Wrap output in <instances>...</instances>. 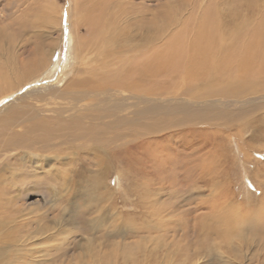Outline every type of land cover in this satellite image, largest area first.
<instances>
[{
    "label": "bare ground",
    "instance_id": "obj_1",
    "mask_svg": "<svg viewBox=\"0 0 264 264\" xmlns=\"http://www.w3.org/2000/svg\"><path fill=\"white\" fill-rule=\"evenodd\" d=\"M81 1L85 2L72 0L74 5L67 7L60 42L50 56L34 48L26 57L28 60H20L18 66L17 57L14 60L2 57L0 61V264H20L18 258L30 255L20 246L26 237L21 239L20 233L15 231L22 226L21 222L9 228L12 222L6 219L9 209L17 213L25 211L19 198L9 196L12 191L8 188H16L22 171L28 170L26 166L35 171L45 170L46 175L55 172L54 175L64 176L70 171L63 172L56 164L69 165V160L82 152L83 159L95 160L100 167L96 170L103 176L99 186L108 173L107 164L116 161L132 164L137 157L148 163V170L150 165H155L156 173L164 174L168 147L160 142L155 144L156 138L170 141L172 153L190 150L189 164L193 165L197 163L199 140L209 138L218 124L199 117V113V116L191 114L194 111L191 108L240 104L242 95L248 93L249 88L253 89L251 74L264 80V0H216L202 15L192 14L186 19L180 14L177 2L131 0L126 6L121 0H90V8L84 11ZM152 3H157L156 13ZM86 26L92 40H87L88 35L85 39L81 33ZM63 43L65 57L56 61L54 57ZM34 63L35 66L42 64L41 68L29 71V64ZM26 73L29 75L23 79ZM183 105L190 107L186 110L188 114L174 115L176 108ZM38 110L52 116L43 118ZM127 116L131 118L126 119ZM152 145H156V149L152 150ZM183 155L181 153L179 158ZM24 160L26 165H23ZM141 165V172L145 171ZM184 169L191 174V166ZM210 170V166L204 169L200 166L199 176ZM190 174L183 177L188 178ZM145 184L149 185L147 181ZM63 186L70 189L71 182ZM190 190L187 195L191 194ZM194 190H198V185ZM149 191L147 189V195H155ZM194 204L183 205L181 211L188 215V224L172 226L171 235L180 237L177 242L155 239L150 244L151 239L140 234L142 228L140 231L136 227L123 229V233L115 231L121 237L131 231L133 236L145 240V244L126 243V246H139L141 252L150 250L149 254H143L148 257L143 262L127 256L123 264L128 261L132 264H196L199 234L198 208L192 206ZM219 216L224 224L234 222L228 214ZM101 217V223L93 227L106 225L109 218ZM161 224L151 220L148 227L161 228ZM245 226L240 224L233 235L243 239L257 227L258 233L264 236V224ZM225 229L227 232L228 228ZM6 231L13 236V242L19 244H8L3 236ZM180 241L185 244L182 251ZM163 248L165 253L159 258L156 251ZM19 251V257L14 259Z\"/></svg>",
    "mask_w": 264,
    "mask_h": 264
},
{
    "label": "rangeland",
    "instance_id": "obj_2",
    "mask_svg": "<svg viewBox=\"0 0 264 264\" xmlns=\"http://www.w3.org/2000/svg\"><path fill=\"white\" fill-rule=\"evenodd\" d=\"M215 1L162 0V4L177 2L180 14L186 19L192 14L203 13L215 5ZM238 1L242 0L236 2ZM121 2L129 6L131 0ZM90 3V0L81 1L82 10L89 9ZM152 4L153 12L156 13L157 3ZM73 5L72 0H0V61L3 60L2 57H11L13 60L17 57L15 63L18 66L20 60H28L26 57L31 55L34 48H40L45 56H50L53 48L60 42L67 7ZM87 28L82 29L81 33L85 39L88 35L87 40H92ZM65 52L63 43L55 60L62 61ZM41 66L42 64H29L28 70L38 71ZM29 73L23 74L22 78L28 77ZM251 79L253 89L249 88L248 93L242 95L240 104L227 105L225 102L226 106L200 105L191 108L194 110L191 114H200L199 117L218 124V129L210 132L209 138L212 140L208 137L202 142L199 140L197 163L194 162L193 165L189 164L190 150L172 153L170 141H162L164 138L158 141L156 138L155 144L160 142V145L168 147V164L164 174L156 173L158 168L155 165H150L148 170V163L141 162L137 157L132 164L127 161L107 164L108 173L104 177V183L99 186L103 176H99L96 170L100 167L95 160L83 159L82 152L74 153L69 165L56 164L61 171L72 172L64 176L54 175L55 172L46 175L45 170L35 171L26 166L28 170L24 169L20 173L19 181L15 183L16 188L13 185L11 189L8 188L12 191L9 196L19 198V204L25 211L17 213L9 209L6 215L9 223L12 222L9 228L17 226L18 221L21 222L22 228L16 227L15 231L20 233L21 239L26 237L20 246L29 251L30 255L18 258L20 264H123L124 257L127 256L133 261L143 262L145 257L148 258L144 255L149 254L150 250L141 252L139 246L130 247L126 243L145 244V240L142 241L140 236H133L131 231L124 234L126 238L115 231L123 233V229L127 231L136 227L140 231L142 228L144 233L140 234L151 239L150 244L155 239L160 242L175 239L177 242L180 237L171 235L172 226H182L183 222L188 224V215L181 214V211L184 209L183 205L189 202H195L192 206L198 208L199 258L196 264H222L220 261L224 264H264V236L258 233L257 227L246 238L233 235V231L240 229V224H245V227L264 224V80L253 73ZM17 80L18 78L15 81L13 79V84ZM184 106L176 108L173 114L179 117L187 115L190 107ZM39 114L43 118L52 116L49 113ZM129 118L131 117L127 116L126 119ZM17 130L15 132L18 133ZM155 146H151L152 150L156 149ZM181 153L184 154L182 159L179 158ZM26 163L24 160L23 165ZM141 164L145 171L141 172ZM186 166H191V174L184 171ZM200 166L203 169L210 166L211 170L199 176ZM185 174L190 175L185 178ZM146 181L149 185H144ZM68 182H71L70 189L63 186L68 185ZM197 185L198 190L195 191ZM147 189L155 195H147ZM188 190L191 191L190 195L186 193ZM7 197L4 196L5 199ZM224 214H228L234 222L224 224L219 216ZM101 216L109 218L104 223L106 225L93 227L101 223ZM151 220L160 221L161 228L148 227ZM225 228H228L227 232ZM5 233L3 236L7 238L8 244L17 243L13 242V236L8 231ZM180 244L182 251L185 244L182 241ZM164 249L156 251L159 258H163ZM20 253L10 255L15 259ZM128 264L132 262L128 261Z\"/></svg>",
    "mask_w": 264,
    "mask_h": 264
}]
</instances>
